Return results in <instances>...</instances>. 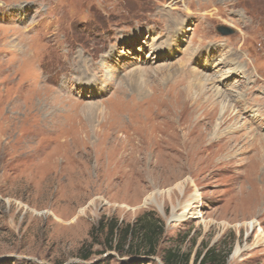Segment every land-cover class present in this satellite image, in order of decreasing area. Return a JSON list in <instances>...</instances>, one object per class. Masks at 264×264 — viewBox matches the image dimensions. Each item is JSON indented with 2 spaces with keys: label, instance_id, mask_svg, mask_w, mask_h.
I'll use <instances>...</instances> for the list:
<instances>
[{
  "label": "rangeland",
  "instance_id": "obj_1",
  "mask_svg": "<svg viewBox=\"0 0 264 264\" xmlns=\"http://www.w3.org/2000/svg\"><path fill=\"white\" fill-rule=\"evenodd\" d=\"M195 75L214 85L191 107ZM214 89L233 111L220 141L219 111L202 126ZM252 130L264 135V0H0V264H264ZM148 137L165 148L137 162ZM147 222L153 256L124 239Z\"/></svg>",
  "mask_w": 264,
  "mask_h": 264
},
{
  "label": "bare ground",
  "instance_id": "obj_2",
  "mask_svg": "<svg viewBox=\"0 0 264 264\" xmlns=\"http://www.w3.org/2000/svg\"><path fill=\"white\" fill-rule=\"evenodd\" d=\"M172 28V27H171ZM181 30V29H180ZM231 61V60H230ZM233 61V60H232ZM219 65V64H218ZM221 65H224L221 64ZM163 67V66H161ZM217 68V67H216ZM238 68V67H237ZM169 70V69H168ZM220 70V69H218ZM153 71V70H152ZM175 71V70H174ZM164 72V68H158L156 70H154V73L157 74V73H161ZM167 72V71H166ZM235 70L231 69V70H225V71H217L216 72V76H218L217 78H221V81H219V85L222 86L224 85L227 80L229 79L230 75L232 73H234ZM132 73V72H131ZM152 73V72H151ZM193 73V72H192ZM143 75V74H142ZM141 74H134L130 77V80H134V79H138L140 77H142ZM170 73L168 72V75H165V77H163L162 79L166 80V78L170 77ZM173 75V74H172ZM199 76V75H198ZM195 78H196V75H195ZM216 78V77H215ZM192 80V79H191ZM215 80V79H214ZM137 81V80H136ZM135 81V82H136ZM134 82V83H135ZM218 83V82H217ZM204 85L206 86H212L214 85L213 83V79L211 78H205V79H194L192 82H189V85L188 86H185L186 89L184 91V97L182 99V104H186V105H190L191 107L192 106H195L196 104H198V101L201 100V96H204L205 94V87ZM198 90V95L196 97H194L195 93H193V90L195 89ZM213 87V86H212ZM212 89V88H211ZM238 94V93H237ZM217 97H223V100L225 102H218L216 103L217 101H215V99ZM224 97L226 98L225 95H223L219 90H216L214 89L212 92H211V95H208V97L206 99H204V103H203V106L202 108H204L203 110V113L202 114H205L206 116L208 115V118H210L209 120H207V124H203L202 126H210L213 124V117H215V114H217V112L219 111L220 113V116H219V120L218 122L216 123L215 127H214V130H215V135L213 136L212 139H216L215 141H220L224 136L226 135H223V134H218V131H219V128L222 126V125H225L226 123L230 122L231 120H233V118L231 117L233 111L230 113V106L229 104L227 105L226 103V100L224 99ZM233 97H231L232 99ZM235 101V100H234ZM201 105V104H198V106ZM189 107V106H188ZM217 108V109H216ZM87 109H91L93 110L94 109V106L92 105H88L87 106ZM236 114H238L237 112H235V114L233 115L234 117H236ZM203 116V115H201ZM238 116V115H237ZM240 119V118H239ZM206 120V119H205ZM262 121V120H261ZM260 121V122H261ZM174 122V121H173ZM192 123V122H191ZM197 123V122H196ZM263 123V122H262ZM179 124V123H177ZM194 124V123H192ZM239 124V123H238ZM238 124H235L233 126H231V130L229 129V132L230 131H238L239 129H243L244 128V125H240V126H237ZM191 126V125H190ZM175 127V126H174ZM247 127V126H246ZM189 128V127H188ZM198 128L197 125H192L191 129L187 132V133H184V136L186 139H189L190 137H192L193 135H195V131H197L196 129ZM181 129V128H180ZM188 130V129H187ZM251 133H253V138L251 140V143L254 144L256 147H258V151H259V155L257 156V159H258V162L261 161L262 164H264V135L262 134H257V133H254L253 130L251 131ZM262 133V132H261ZM183 134V133H182ZM197 135V134H196ZM137 136V135H136ZM135 137V136H134ZM198 137V135H197ZM154 138V137H153ZM200 138V136H199ZM140 139V138H139ZM184 139V137H183ZM138 140V139H137ZM139 143V142H138ZM137 143V144H138ZM139 145V144H138ZM142 146H137L135 145L133 148H134V151L135 153L137 154V162L138 160L140 161V155H144V156H147V154H151V152H154L155 150L157 149H160L161 147L162 148H165L164 146H161V141L159 140V137H155L154 139H145L143 141V143L141 144ZM144 145V146H143ZM165 145V144H164ZM166 146V145H165ZM206 144L205 143H200L198 144L197 148L195 147V152L197 151V154L198 153H201L202 151H205L206 149ZM145 149V152H147V154L144 153V150ZM161 151V150H160ZM194 153V152H193ZM143 158V157H142ZM172 165H173V162H172ZM175 165V164H174ZM166 165L164 162H159L157 161L156 162H153L152 166H150V169L151 171H162L163 168H165ZM170 169V168H169ZM168 171V170H167ZM170 171V170H169ZM151 173V172H150ZM156 186V185H155ZM154 197V196H153ZM148 200L151 201L152 200V195L148 197ZM146 203V201H145ZM147 205V204H145ZM144 205V206H145ZM199 204H193L190 206V210L191 212H189V214L187 215H195L197 213V209L200 207L198 206ZM248 209H252V210H256V208H252V205L250 206H247ZM177 220V216L175 218ZM243 226H246L247 228L249 229H253L255 227V222H248L247 224H242V225H239V226H236L237 228H241ZM239 253V251L236 249L235 251V255H237Z\"/></svg>",
  "mask_w": 264,
  "mask_h": 264
},
{
  "label": "trees",
  "instance_id": "obj_3",
  "mask_svg": "<svg viewBox=\"0 0 264 264\" xmlns=\"http://www.w3.org/2000/svg\"><path fill=\"white\" fill-rule=\"evenodd\" d=\"M128 235L130 237L132 236L135 237V239H137V243L141 244L140 250H146V254L148 256H153L155 254L156 247L158 244V239L155 234V227L151 223L147 222L141 224L138 226V228L135 231L133 229H130L129 233H125V237H124L125 240ZM205 258L211 264H214L216 261L215 256L212 255L211 253L207 254ZM86 259L87 258L85 257L84 260ZM167 264H171L170 259L167 261Z\"/></svg>",
  "mask_w": 264,
  "mask_h": 264
},
{
  "label": "water",
  "instance_id": "obj_4",
  "mask_svg": "<svg viewBox=\"0 0 264 264\" xmlns=\"http://www.w3.org/2000/svg\"><path fill=\"white\" fill-rule=\"evenodd\" d=\"M217 32L221 35V36H228L231 35L233 33V31L231 29L225 28V27H218L217 28Z\"/></svg>",
  "mask_w": 264,
  "mask_h": 264
}]
</instances>
